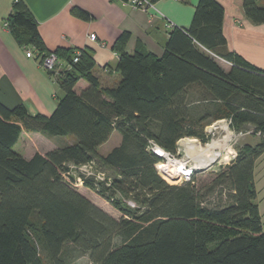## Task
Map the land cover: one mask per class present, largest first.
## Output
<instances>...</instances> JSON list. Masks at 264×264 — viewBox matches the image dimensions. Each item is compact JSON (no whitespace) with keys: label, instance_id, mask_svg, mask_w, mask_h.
Instances as JSON below:
<instances>
[{"label":"trees","instance_id":"1","mask_svg":"<svg viewBox=\"0 0 264 264\" xmlns=\"http://www.w3.org/2000/svg\"><path fill=\"white\" fill-rule=\"evenodd\" d=\"M243 9L249 22L264 24L260 0H244ZM74 15L92 19L81 9ZM224 16L217 0H200L191 27L175 28L161 57L129 54L131 34L124 32L112 47L121 80L104 87L93 50L49 51L31 11L15 3L8 29L25 50L56 55V70L47 74L63 96L50 116L0 103V264L83 257L90 264H264L255 182L264 155V70L227 50ZM82 80L88 87L79 93ZM222 120L235 133H260V142L237 148V158L201 186L197 172L180 185L161 177L163 159L149 152L150 141L176 155L186 138L207 144L205 129ZM23 132L73 143L27 160L15 151ZM114 132L121 144L101 155ZM88 165L95 175L83 176L84 186L119 218L78 190V169Z\"/></svg>","mask_w":264,"mask_h":264},{"label":"crops","instance_id":"2","mask_svg":"<svg viewBox=\"0 0 264 264\" xmlns=\"http://www.w3.org/2000/svg\"><path fill=\"white\" fill-rule=\"evenodd\" d=\"M17 1L26 5L35 17L39 33L49 51L85 48L93 50L97 65L95 74L104 87H114L121 80L116 71L118 56L112 51V47L124 32L131 34L126 48L129 54L141 51L161 57L175 28L188 30L191 27L200 2L160 0L153 8L145 11L123 6L115 0H0V103L10 109L24 105L31 115L46 116L54 113L58 97H62L63 92L39 63L27 58L26 50L5 27ZM217 1L225 11L223 33L227 50L239 55L254 67L264 70V24L254 25L247 20L243 9L244 0ZM260 6L264 7V0H260ZM78 9L89 13L91 21L78 19L74 15ZM91 35L96 36V42L90 41ZM223 62L226 66H220L229 71L231 65ZM87 87V83L82 80L78 83L77 91L80 93ZM113 137L115 144L107 153L102 154L101 149L108 145ZM121 141V135L114 132L109 141L99 149L100 154L107 155L119 146ZM72 143L73 139L23 132L15 151L30 160L37 153L44 155ZM263 159L264 155L256 163V187L257 169ZM259 169L260 172L264 171V165ZM257 192L259 197V191ZM93 203L110 215L120 217L117 210L110 211L96 200ZM113 213H116V216Z\"/></svg>","mask_w":264,"mask_h":264},{"label":"rangeland","instance_id":"3","mask_svg":"<svg viewBox=\"0 0 264 264\" xmlns=\"http://www.w3.org/2000/svg\"><path fill=\"white\" fill-rule=\"evenodd\" d=\"M218 61V63L220 65L226 66V64L219 60L216 59ZM232 133L233 130L231 129ZM205 134L207 135V137L209 138V141L207 144L203 143L200 139H194V138H186L182 141H180L178 143V150H177V154L176 159L178 161H180L181 163L185 164L187 166V169L190 170L192 173L193 172H197V185L201 186L205 183H209L211 181V179L213 178V174L219 172L221 169H223L224 167L222 165H220L221 163H224V157L227 156L226 151L229 148V139L231 138V134L229 130H226L225 126L219 127L217 128V130H213L212 133H207L206 129H205ZM62 138V137H60ZM66 140H70L73 139L72 137H66ZM214 139V141H219V142H223L226 141V148L223 151V148H221V157L214 162L213 164H209L208 166H203L200 165V163H198L196 161V157H199L200 151H202V149L207 148L206 146L212 144V140ZM64 140V139H62ZM187 140H197L199 141L202 145V148H200L199 144H192V145H187L188 141ZM221 140V141H220ZM185 141V142H183ZM228 141V142H227ZM260 142V136L257 135V133H253L251 135H247L245 137L240 138V140L238 141V143L235 146V149L237 150V148L245 145L246 143H250L253 145H256ZM115 144V137H113L110 142L108 143V145H106L105 147H103L101 149V153L105 154L108 152L109 148L113 147V145ZM50 146V145H49ZM218 151V149H217ZM219 152V151H218ZM220 154V153H219ZM264 165V159L261 162V165L258 166L257 169V177H256V181H257V191H259V197L257 199L258 205H259V210H260V214H262V218L264 221V171L262 170L261 172L259 171L262 166ZM228 166V165H227ZM226 167V166H225ZM185 181V179H183L181 182L183 183ZM169 182V181H168ZM175 184L172 180V182H169V184ZM181 183V184H182ZM176 184H179L178 182ZM78 190L80 191V193L82 195H84L85 197H87L89 200H93V201H99L100 203H102V205L106 208H108V210L110 209H115L110 202H108L107 200H105L104 198H102L100 195L96 194V192L86 188L85 186L83 187H79ZM123 200V199H122ZM92 201V202H93ZM112 208H109V207ZM116 210V209H115ZM111 211V210H110ZM112 213V212H111ZM116 216V213H113ZM118 217V216H116ZM74 264H90L89 259L87 257H83L80 260L76 261Z\"/></svg>","mask_w":264,"mask_h":264},{"label":"built area","instance_id":"4","mask_svg":"<svg viewBox=\"0 0 264 264\" xmlns=\"http://www.w3.org/2000/svg\"><path fill=\"white\" fill-rule=\"evenodd\" d=\"M115 1L120 2L123 6H129V7L133 8V9H142V10H145V11H147V10H149V9L154 7V4L150 0H127V1L115 0ZM173 1H180V0H173ZM5 27L8 28L7 23L5 24ZM89 39H90L91 42H96L97 41V38H96L95 35H91ZM26 56H27V58L33 59L37 63H39L41 65V67L45 69L46 72L47 71H55L56 70V66L58 64V59H57L56 55H54V54H51V55H49L47 57H38L37 54L34 52V50H32V49L29 50L28 49V50H26ZM222 126H225L226 130L230 131L231 138H232V139H229V142L227 141L230 144L229 148L226 151L227 156L224 157V159H223L224 163L220 164L223 167H225V166L229 165L232 161H234L237 158L238 154H237V150L235 149V146L238 143V141L240 140V138L245 137L247 135H251L254 132L253 131H249L247 133H235L233 131V133H232V131H231V122L227 121V120H222V121L214 123L213 125L209 126L206 129V131H207V133H212L213 130H217V128L222 127ZM257 135L260 136L261 134L257 133ZM187 141H193L192 143H194V144L198 143L200 148H202V146H201L202 144L199 141H197V140H187ZM183 142H185V141H183ZM212 142H216V141H214V139H213ZM206 147H208V145ZM225 148H223V151H224ZM148 149H149V152H151L154 155H156V156H158V157L163 159L162 162L157 164L156 168H157L159 174L161 175V177L164 180L168 181V179H166V177H168V178L171 177L175 184L177 182L179 183L177 185H180L182 183L181 181L183 179H185L184 182H189L191 180L193 173L190 170L187 169V166L185 164H183V168H182L183 174L182 175L178 174L179 176L170 175L168 170H166L164 168H160L163 164H169V162H171V161L179 162L180 164H182L180 161H178L176 159L175 155L167 153L162 148H160L157 144H155L153 141L149 142V148ZM218 151H219L220 154L218 155V157L215 160H213L210 163V165L213 164L214 162H216L221 157V152L222 151L221 150H218ZM78 170H79L81 175L77 176V179H76L77 184H76V186L77 187H83L84 186L83 176L88 178V177L94 176L95 174H94L92 166H89V165L88 166H82ZM97 179L103 180V177L102 176H98ZM130 205L132 207H134V205L132 203H130Z\"/></svg>","mask_w":264,"mask_h":264},{"label":"bare ground","instance_id":"5","mask_svg":"<svg viewBox=\"0 0 264 264\" xmlns=\"http://www.w3.org/2000/svg\"><path fill=\"white\" fill-rule=\"evenodd\" d=\"M192 142L193 141H188L187 145H192L193 144ZM226 146H227L226 141L213 142L207 148L203 149L200 152L199 157H196V161L200 163V165H203L204 167L208 166L213 160H215L218 157L219 152L217 151V149L221 150V148H225ZM160 168H164L168 170L169 174L173 176L174 175L179 176L183 174L182 171L183 163L180 164L179 162L171 161L169 162V164H163ZM166 179H168L169 182H172L171 177L170 178L166 177Z\"/></svg>","mask_w":264,"mask_h":264}]
</instances>
